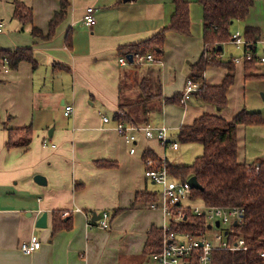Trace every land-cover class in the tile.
Masks as SVG:
<instances>
[{
  "label": "crops",
  "instance_id": "obj_1",
  "mask_svg": "<svg viewBox=\"0 0 264 264\" xmlns=\"http://www.w3.org/2000/svg\"><path fill=\"white\" fill-rule=\"evenodd\" d=\"M14 1L32 10L31 24L13 17ZM68 1L64 20L45 40L34 37L31 28L46 36L50 20L60 10L59 0H0V50L31 49L36 63L33 68L21 61L11 69L0 59V264H142L148 258L142 251L150 229L166 223L153 202L136 200L143 193L158 198L159 192L144 176L143 156L150 152L159 160L183 165L166 157L168 150L175 156L183 145L176 142L179 148L172 150L135 132H131L135 143L127 144L116 130L119 105L126 104L123 111L136 122L125 123L164 126L172 143L180 126L204 114L230 121L242 109L260 113L245 108L242 99L247 82H264V63L258 62L251 72L254 77L247 80L244 62L234 64V82L222 110L199 103L193 95L184 104H166L164 98L182 95L188 65L203 52L201 5L186 0L191 33L167 32L158 63L121 66L119 58L127 56L119 52L121 47L144 42L169 25L172 0ZM88 7L95 9L90 27L83 23ZM246 28L264 31L263 2L254 1L231 33L244 36ZM231 45L223 44L221 52ZM228 53L225 61L240 51ZM225 74L224 67L208 66L203 80L219 85ZM142 86L149 93L160 87L162 98L142 101ZM233 99L236 105L231 109ZM66 105L73 109L69 116L64 115ZM241 127L248 126L240 125L238 131ZM26 128L30 129L27 147L11 146L10 131ZM244 151L238 137L237 159L249 163ZM36 175L44 178V184L36 181ZM104 211L110 215L108 228L88 227V221L98 220ZM42 213L47 214L46 227L38 228L36 220ZM56 220L62 225L59 230H54ZM32 235L41 247L24 254L20 244Z\"/></svg>",
  "mask_w": 264,
  "mask_h": 264
},
{
  "label": "trees",
  "instance_id": "obj_2",
  "mask_svg": "<svg viewBox=\"0 0 264 264\" xmlns=\"http://www.w3.org/2000/svg\"><path fill=\"white\" fill-rule=\"evenodd\" d=\"M60 10L54 14L49 22L48 34L43 36L40 30L31 28L34 37L48 40L52 38L56 27L64 20L66 10L69 6L68 0H59ZM202 7V42L203 52L195 64L188 65L189 79L200 83V88L193 93L195 100L199 103L214 105L218 110L227 106V92L234 82L235 66L232 61H220L213 58L220 53L219 47L231 39L232 25L237 21H243L248 15L254 0H195ZM174 12L170 18L169 25L150 39L135 44L124 46L119 52L124 55L132 53H152L156 59L162 54L167 32H175L180 35H190V12L189 2L186 0H172ZM13 17L23 23H32V10L19 1H14ZM262 33L257 29L246 28L244 38L247 47L256 48V42ZM256 50V49H255ZM212 59H208V55ZM0 59H3L8 67L15 69L19 62L28 61L33 68L36 63L33 60L31 49H18L15 51L0 50ZM257 59L244 61L245 80L254 75ZM208 66L224 67L225 77L219 85H207L203 80L204 70ZM142 101L148 99H161L160 87L154 93H149L147 87H141ZM182 95H174L164 98L163 102L181 104ZM126 104L119 105V111L114 118L117 121L136 123L123 108ZM132 105V104H131ZM130 105V106H131ZM127 106V105H126ZM134 121V122H132ZM146 120H143L145 123ZM263 123L258 112H248L245 109L239 111L230 121L217 115L204 114L195 119L189 125H182L175 134L174 141L182 145L199 144L202 152L196 156L190 164L176 165L166 160V168L169 174L179 181L195 177L200 189H193L187 202L181 203L180 208L185 220L179 223L184 231L198 235L205 231L207 223L203 215H195L190 208L200 203L203 207H238L243 209L241 224L232 225L233 235L229 237L230 242L238 238L244 239L247 250L229 252L216 250L213 252V264H264V162L253 164L238 161V126H253ZM11 146L26 148L30 142V129H19L10 131ZM144 160L153 159L155 166H160L159 159L150 152L144 154ZM258 164L256 169L255 165ZM136 200L140 202L157 201L156 194H139ZM55 221L54 230L62 228ZM60 224V225H59ZM163 230L152 227L142 251L144 257L159 253L162 249Z\"/></svg>",
  "mask_w": 264,
  "mask_h": 264
},
{
  "label": "built area",
  "instance_id": "obj_3",
  "mask_svg": "<svg viewBox=\"0 0 264 264\" xmlns=\"http://www.w3.org/2000/svg\"><path fill=\"white\" fill-rule=\"evenodd\" d=\"M261 1L264 0H254ZM94 12L93 7H88L86 9L83 23L90 27L94 24ZM2 30V23H0V31ZM240 54L231 57L230 61L234 64L243 63L244 61H250L254 58L258 62L264 63V49L261 55H258L256 48L253 49L252 46L247 47V41L244 36L239 32H234L231 35L229 41ZM262 43L264 46V31L260 38L256 42ZM132 61L129 62L126 56H121L118 60L121 66H126L129 63L132 65H149L156 64L159 61L153 56L152 53H132ZM213 58L221 61V54L216 53ZM208 59H212L209 54ZM200 88V83L188 79L182 97L180 98V103L184 104L190 96L197 92ZM72 106L66 105L64 108V115L69 116L72 112ZM104 122L108 121V118H103ZM116 130L118 134L125 140L129 145H132L136 141L135 133H142L146 138L156 139L159 141L162 147L169 146L172 150H178V143H169L167 140V130L164 126L161 127H151L147 126H134L125 123L124 121L116 122ZM135 147L131 146L129 152L133 154ZM145 170L144 176L151 180L154 184L160 187L161 190L158 192V198L156 202L151 203L152 207L159 208L166 220L163 230L162 239V249L159 253L151 256L153 264H213V252L216 250H226L229 252L245 251L247 247L245 246L244 239L238 238L234 242L229 241V237L233 235V230L231 226L234 222L236 224H241L243 209L238 207H203V206H192L190 208L191 212L195 215H203L205 217V222L210 225L211 229L215 227V222H219V226L224 224L228 225L225 230L220 234L215 236L216 243L210 242L205 234V231L199 232L198 235H193L191 232L184 231L179 227V223L185 220V216L180 208V204L185 203L189 200L193 188L188 183V180L179 181L175 180L168 172L166 168L165 159L159 160L160 166H155L153 159L148 158L144 160ZM258 164L255 165L256 169ZM110 221V215L107 211L100 214L98 220L88 221V227H97L100 229H107ZM207 225V226H208ZM216 227V228H218ZM41 243L36 235H32L29 240L23 241L20 244V251L24 254H31L34 251L39 250ZM264 257V253L260 254Z\"/></svg>",
  "mask_w": 264,
  "mask_h": 264
},
{
  "label": "rangeland",
  "instance_id": "obj_4",
  "mask_svg": "<svg viewBox=\"0 0 264 264\" xmlns=\"http://www.w3.org/2000/svg\"><path fill=\"white\" fill-rule=\"evenodd\" d=\"M198 5V4H197ZM199 9V6H197ZM201 29L200 27V36H201ZM191 33V32H190ZM202 39V36H201ZM233 50L235 53L239 54V51L231 45V48L228 47L224 49V52H220L221 60L225 61L226 57H229V50ZM264 46L262 43H257V54L261 55ZM231 58V57H230ZM264 82L262 81H252L247 82L244 90L243 95V105L248 110H258L263 119V123L259 125L248 126L246 129L241 127L238 131V137L240 140V144L243 143L244 152H245V160L249 163L256 162L257 160L264 162V100H262L261 94L264 92ZM263 88V89H261ZM236 105V101L233 99L232 103L228 104L229 108H235L233 106ZM250 112V111H249ZM168 150L166 152L167 158H174L175 160H179L184 162L185 164H190L196 156H199L202 152L201 145L199 144H190V145H183L182 148L176 152L174 156ZM158 190H161L160 187ZM198 206H202L199 202L196 203ZM92 221V220H90ZM95 222V221H93ZM228 225H220V227H212L211 229H205V234L207 239L212 242L216 243L215 236L220 234L223 230H225ZM142 264H153V261L149 258L142 259Z\"/></svg>",
  "mask_w": 264,
  "mask_h": 264
},
{
  "label": "water",
  "instance_id": "obj_5",
  "mask_svg": "<svg viewBox=\"0 0 264 264\" xmlns=\"http://www.w3.org/2000/svg\"><path fill=\"white\" fill-rule=\"evenodd\" d=\"M123 2H127V1H131V0H122ZM221 48L219 47V50ZM126 58L128 59L129 62L132 61V58H131V55H127ZM261 97L264 99V93L261 94ZM36 181L40 184H44V178L40 175H36L35 177ZM188 183L190 184V186L193 188V189H200V185L198 184L196 178L193 176V177H190L188 179ZM46 217H47V214L46 213H42L40 215V217L36 220V227L38 228H45L46 227ZM99 217L97 216V219ZM93 221H95L96 219H92ZM233 225L235 226L236 225V222L233 223ZM219 226V222H215V227H218ZM207 228H210V225L207 226Z\"/></svg>",
  "mask_w": 264,
  "mask_h": 264
}]
</instances>
